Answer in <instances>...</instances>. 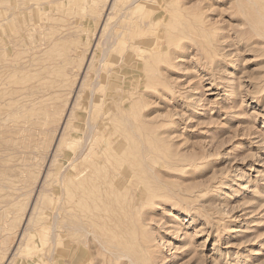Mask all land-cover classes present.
I'll use <instances>...</instances> for the list:
<instances>
[{"label": "rangeland", "instance_id": "obj_1", "mask_svg": "<svg viewBox=\"0 0 264 264\" xmlns=\"http://www.w3.org/2000/svg\"><path fill=\"white\" fill-rule=\"evenodd\" d=\"M133 262L264 264V0H0V264Z\"/></svg>", "mask_w": 264, "mask_h": 264}, {"label": "bare ground", "instance_id": "obj_2", "mask_svg": "<svg viewBox=\"0 0 264 264\" xmlns=\"http://www.w3.org/2000/svg\"><path fill=\"white\" fill-rule=\"evenodd\" d=\"M29 119V118H28ZM91 126L90 125V128H89V131L90 132L89 134H91V136L89 137L88 135H85V136H88L89 137V141L88 140H84L83 139V143L82 145H79L78 148L74 151V156L77 155L78 152H80L81 155L86 156V155H90V154H93V156L96 155V159L97 162H100V156L104 154V150L105 148L102 146V145H98L94 142V135L92 137V132L93 131L91 129ZM87 132V131H86ZM94 133V132H93ZM88 134V133H87ZM87 137V138H88ZM105 142V141H104ZM38 144V143H37ZM103 144V143H102ZM104 148V149H103ZM102 152V153H101ZM75 158V157H74ZM82 158V157H81ZM71 159V158H70ZM69 159V160H70ZM94 160V159H93ZM119 161V160H118ZM72 163V162H71ZM116 164V163H115ZM113 166H115L114 164H112ZM148 165V164H147ZM73 169V168H72ZM84 170V169H83ZM116 170V169H115ZM81 173V170L79 171H72V177H75L77 178ZM91 175V174H90ZM115 175V173H114ZM84 173L81 175V178H80V181H84ZM121 176L123 177H118V178H123L124 180H122L123 182V185L125 186H128L132 188V194L133 196H136L137 198V201H147L146 200V190H145V185H142L140 184L138 181L136 180H133L130 176V173H126V172H122L121 173ZM114 178V177H113ZM95 179V180H94ZM103 179V178H102ZM94 181L90 182V185L88 184V187L87 188H84L82 189L81 193L79 195L76 196V193H73L70 194L71 195V201H70V209L72 210L73 207H75V210L78 212L77 214V219H72L70 218L71 220L69 222H61L63 225H61L63 228L66 227L67 229H72V231L74 230V232H78L82 237V243L85 244V242L87 241V239H92L93 241L97 240L98 244H100V246H102L105 250L109 251L111 256L115 257L116 259H119V258H127V260L131 261L133 258L131 257L130 255V250H127L126 247H127V243L124 242L123 239H121L120 241L116 240L117 242H112V241H106L102 236H101V232H99L101 230V228H97V225H99L97 222V218H93L94 216V213L92 214V216H88L86 215L87 212H93L94 210H98L99 206H100V202H101V199H102V195L101 194V190H102V186H101V180L99 178V175L98 177L96 178V176H94L93 178ZM115 180V178H114ZM112 180V181H114ZM118 180V179H117ZM75 182V181H74ZM76 183V182H75ZM106 184V183H105ZM112 184V183H111ZM110 184V185H111ZM66 185V184H65ZM122 185V186H123ZM67 186V185H66ZM92 189V191L94 192V190H96L98 192V195H94L93 198H86L85 196V193H90L89 189ZM106 188V187H105ZM110 188V187H109ZM109 188H108V191H109ZM111 189V188H110ZM126 189V188H125ZM62 190V189H61ZM115 191V190H114ZM78 192V191H77ZM110 192H113V191H110ZM120 192V191H119ZM150 192V189L148 191V194ZM155 192V191H154ZM67 194V193H66ZM95 194V193H94ZM115 196V194H113ZM150 195V194H149ZM85 197V199L83 198ZM151 197V196H150ZM129 198V197H128ZM127 198V199H128ZM142 199V200H141ZM151 199V198H150ZM208 199V198H207ZM132 200V199H131ZM136 201V202H137ZM151 201V200H150ZM109 202V201H108ZM90 203L93 207H90ZM145 203V202H144ZM69 206V204L67 205V207ZM96 206V207H94ZM58 207H61L58 205ZM57 208V207H56ZM95 208V209H94ZM58 209V208H57ZM65 211H68V210H65ZM184 211V210H183ZM149 212V211H148ZM170 212V211H169ZM171 213V212H170ZM57 215V212L54 214V217H56ZM172 216V215H171ZM174 216V215H173ZM175 217V216H174ZM147 220V218H144ZM150 219V218H149ZM58 220V218H57ZM55 220V221H57ZM60 222V221H59ZM53 223V222H52ZM51 223V227H50V233L51 235V238L52 236H56V238L58 237V234L57 231L56 233L54 234V227L56 228L55 226V223L54 225H52ZM57 223V222H56ZM60 223V224H61ZM59 224V223H58ZM152 226V225H151ZM58 227V226H57ZM58 230V229H57ZM61 230V229H60ZM64 230V229H63ZM62 230V232H63ZM52 231V232H51ZM69 231V230H67ZM72 231H69V232H72ZM49 233V234H50ZM64 233V232H63ZM67 233V232H66ZM62 237V236H61ZM59 238V237H58ZM55 240V239H54ZM54 243V241H52ZM60 242V241H59ZM65 244V242H64ZM102 244H105L106 246L102 245ZM56 245V244H55ZM50 250H51V247H50ZM56 250V248H55ZM54 250V251H55ZM52 252V251H51ZM54 253V252H53ZM96 253V252H95ZM50 256V255H49ZM48 256V257H49ZM68 256V255H67ZM55 257V256H54ZM74 254L70 255L69 256V259L68 261L70 263H73L74 261ZM133 261V260H132ZM134 264H137L135 262H133ZM132 263V264H133Z\"/></svg>", "mask_w": 264, "mask_h": 264}]
</instances>
